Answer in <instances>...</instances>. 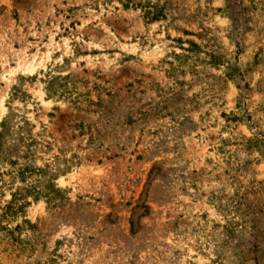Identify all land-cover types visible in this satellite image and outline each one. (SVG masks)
<instances>
[{"label": "rangeland", "instance_id": "1", "mask_svg": "<svg viewBox=\"0 0 264 264\" xmlns=\"http://www.w3.org/2000/svg\"><path fill=\"white\" fill-rule=\"evenodd\" d=\"M0 264H264V0H0Z\"/></svg>", "mask_w": 264, "mask_h": 264}, {"label": "trees", "instance_id": "2", "mask_svg": "<svg viewBox=\"0 0 264 264\" xmlns=\"http://www.w3.org/2000/svg\"><path fill=\"white\" fill-rule=\"evenodd\" d=\"M127 3H130V0H127ZM128 5L126 4L125 7H127ZM145 18H147L148 20H150L151 22H155L158 21L160 18L163 17V13L162 11H158L155 8H152L151 10H146L145 13ZM60 80V78H58ZM67 77L66 78H61V80L67 81ZM61 89L60 87L57 85V79H54L52 82H49L47 87H45V92H46V96L48 98V100H53L56 99L57 101H67L70 103L71 107L80 110V111H84V112H92L90 109L92 107H101V103H100V99H98V101L93 102V101H89L88 99H86V96H80V95H75L73 96V92L70 94L68 93V89H66L65 87H63L60 91L57 90L56 88ZM86 97V98H85ZM80 98H82L83 101H79ZM81 103H87V106H85V108H83V106H80ZM108 107H105V111ZM89 142L91 144L92 140L89 139Z\"/></svg>", "mask_w": 264, "mask_h": 264}]
</instances>
